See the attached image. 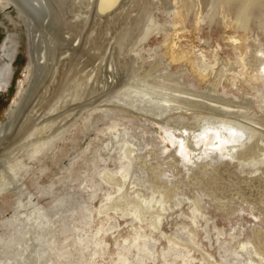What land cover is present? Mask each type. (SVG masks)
<instances>
[{"label":"rangeland","instance_id":"1","mask_svg":"<svg viewBox=\"0 0 264 264\" xmlns=\"http://www.w3.org/2000/svg\"><path fill=\"white\" fill-rule=\"evenodd\" d=\"M184 1L0 2V133L61 132L0 174V264H262L264 8Z\"/></svg>","mask_w":264,"mask_h":264},{"label":"bare ground","instance_id":"2","mask_svg":"<svg viewBox=\"0 0 264 264\" xmlns=\"http://www.w3.org/2000/svg\"><path fill=\"white\" fill-rule=\"evenodd\" d=\"M31 1H34V3H36V5H38V6L41 3V0H31ZM117 1L118 0H98L97 9L100 11V13L101 12L102 13L107 12L108 10L112 9L116 5ZM201 1H203L205 3L207 2V4L211 3L212 5H214L215 7H218V8H219V6H216V5L217 4L220 5L222 9L227 11V14L229 13V15L233 18L234 24L238 27L243 26L248 21V18L251 16V14H253V10L264 8V0H201ZM0 2H2L4 5L10 4L14 7L19 8L20 10H24L26 12V14H28L27 13L28 10H34V7L30 3H27V0H0ZM41 4H43V3H41ZM184 4H185V6H183V9L188 13L189 9H190L189 8L190 3L188 4V2H186V0H185ZM10 57L11 56H9V61H8L9 63L7 64V74L4 75V73H2L1 69H0V85L1 84L5 85V82L2 83V80H4V77H6V76L9 77L12 73V63L10 65V60H11ZM8 77H7V79H8ZM7 79L5 81H7ZM26 103H27V101L26 102L24 101V106L26 105ZM44 107H45V105L43 106V108ZM41 118H43V117H41ZM13 123H14V120L11 121V123L8 124L6 126V128L4 127L0 133V149H1L0 152H3L4 150L10 149L8 152L0 154V163L2 162L1 159H3V157L5 158L7 155V159L6 160L4 159L5 161L3 160L5 162V165H3L4 167H2V170H0V174H2L5 177H7V175H9L8 173L13 168V165L11 163L7 164V160H8L9 156L13 155V153L14 154L19 153L24 148L30 147V148H33V152L31 153L29 158H31V160H35L37 158V155L41 154L42 152H45L50 147L53 140H56L59 138V135L61 133L59 130H56V131L52 132L51 134L46 133V131H44L45 127L47 126V124L51 123V120L45 119V120H43V123H41L40 126H36V128L34 130V131H36L35 138L32 139L34 134L29 133V131H30L29 127H32L33 125L30 126L32 123V120H30L29 115L24 116L23 120L20 122V124L17 126L16 129L13 128L14 127ZM32 129H34V128L32 127ZM26 130H27V132H25ZM25 133H27V134H25ZM12 147H13V149H11ZM130 156H131V153L128 151H127V153L123 152V154H122V159L126 160L125 165H127L128 167L130 165ZM0 166H1V164H0ZM128 170L129 169L127 167H121L118 170V174H119V176L123 182L127 179ZM5 177H3V180L5 179ZM116 185L119 188H121L123 186L122 184H120V182H118ZM7 189H8V187H0V192H4ZM144 201L145 200L142 199V202H144ZM146 206H148V205L146 204ZM157 207H158V205H157ZM159 219H161V218H159ZM156 225H157V223H156ZM99 244H100L99 242H95L96 246ZM133 246H135L136 250L139 251L140 248L137 244L134 243ZM242 247H243V245H242ZM142 248H145V247L143 246ZM248 253H247V255H248ZM250 253H252V251ZM253 255L257 258V260H259V262L264 264V246L262 249H257V248L255 249L254 248L253 249ZM209 260H210V258H209ZM127 261H128L127 258L123 257V260L120 263L125 264ZM190 261L191 260L189 258H184L182 264H190Z\"/></svg>","mask_w":264,"mask_h":264}]
</instances>
